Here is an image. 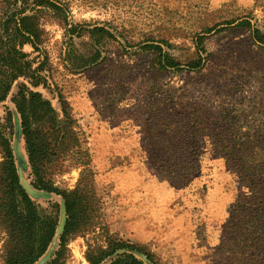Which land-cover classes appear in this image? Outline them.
I'll list each match as a JSON object with an SVG mask.
<instances>
[{"label":"rangeland","instance_id":"374dc122","mask_svg":"<svg viewBox=\"0 0 264 264\" xmlns=\"http://www.w3.org/2000/svg\"><path fill=\"white\" fill-rule=\"evenodd\" d=\"M55 1L66 18L43 13L44 41L22 47L0 101L20 182L41 215L58 213L33 264L60 248L64 199L34 185L21 88L65 101L73 147L46 178L71 190L91 169L111 231L161 264H264V0ZM87 241L71 238L61 263L89 264Z\"/></svg>","mask_w":264,"mask_h":264},{"label":"trees","instance_id":"16d2710c","mask_svg":"<svg viewBox=\"0 0 264 264\" xmlns=\"http://www.w3.org/2000/svg\"><path fill=\"white\" fill-rule=\"evenodd\" d=\"M48 11L66 18L65 8L55 0H0V101L8 95L10 76L17 75L22 47L30 43L37 48L44 41L41 18ZM242 23L250 24L249 21ZM72 29L73 25L68 27V30ZM175 64L173 59H166L162 66ZM199 64V61L192 62L190 66ZM13 101L20 115L29 162L35 175L34 185L58 193L64 199L66 219L60 248L48 264H62L68 241L77 235L88 236L86 258L89 264H144L134 253L136 251L144 253L154 264H161L144 246L110 230L102 219L101 202L91 169H82L77 185L71 190H61L47 180L48 165L55 163L61 152L67 154L73 147L71 141L75 132L69 123L70 113L65 101L61 99L62 108L57 111L40 91L29 88H21ZM165 148L170 147L162 150H167ZM0 153L2 264H33L56 234L58 213L41 215L37 204L21 185L11 139L6 127L1 125Z\"/></svg>","mask_w":264,"mask_h":264},{"label":"water","instance_id":"95a60500","mask_svg":"<svg viewBox=\"0 0 264 264\" xmlns=\"http://www.w3.org/2000/svg\"><path fill=\"white\" fill-rule=\"evenodd\" d=\"M21 185H23V188L28 192V194L30 195V193L32 192V189L26 184L24 183L23 181L20 182ZM65 219H66V214H65V205H64V200H63V208H62V217H61V220H60V223H61V227H59V229L61 228V232L63 230V226H64V223H65ZM56 232H57V229H56ZM56 235V234H55ZM55 237V236H54ZM54 239V238H53ZM136 255L137 253L139 252H134Z\"/></svg>","mask_w":264,"mask_h":264}]
</instances>
